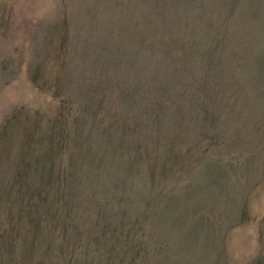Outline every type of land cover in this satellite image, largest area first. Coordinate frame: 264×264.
I'll use <instances>...</instances> for the list:
<instances>
[{
	"label": "rangeland",
	"instance_id": "rangeland-1",
	"mask_svg": "<svg viewBox=\"0 0 264 264\" xmlns=\"http://www.w3.org/2000/svg\"><path fill=\"white\" fill-rule=\"evenodd\" d=\"M0 264H264V0H0Z\"/></svg>",
	"mask_w": 264,
	"mask_h": 264
}]
</instances>
